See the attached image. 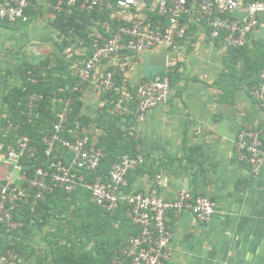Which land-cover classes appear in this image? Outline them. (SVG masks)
<instances>
[{"label":"crops","instance_id":"1","mask_svg":"<svg viewBox=\"0 0 264 264\" xmlns=\"http://www.w3.org/2000/svg\"><path fill=\"white\" fill-rule=\"evenodd\" d=\"M54 1L35 0L27 21L13 26L0 22V111L4 113L11 112L4 97L21 85L24 66L62 61L64 71L73 76L93 48L90 43L99 40V23L93 24L90 40L82 35L77 41L66 37L51 10ZM238 1L241 7L233 17L242 20L246 6L255 0ZM259 20L248 48L239 52L212 43L205 24L191 15L185 19L188 37L177 50L158 47L126 55L121 68L103 64L77 97L83 134L105 150L107 164L137 149L144 155L145 165L129 175L127 193H148L157 187L172 200L187 190L215 202L217 212L207 224L198 223L188 211L169 215L170 264H264V167L253 176L235 152L241 130L264 128L263 112L251 95L256 78L244 71L245 63L255 67L251 51L264 49V14ZM106 69L116 71L112 92L100 84ZM166 72L172 82L167 102L134 127L136 139H132L128 133L137 87ZM10 170L12 166L0 158V186ZM63 203L61 196H53L44 211L46 220L33 219L20 233L9 236L0 229V253L16 248L25 264H38L49 255L48 239L66 222L67 213L54 210Z\"/></svg>","mask_w":264,"mask_h":264},{"label":"built area","instance_id":"2","mask_svg":"<svg viewBox=\"0 0 264 264\" xmlns=\"http://www.w3.org/2000/svg\"><path fill=\"white\" fill-rule=\"evenodd\" d=\"M34 2L0 0V22L13 26L18 21H27ZM240 7L238 0H56L51 7L55 15L71 14L75 10L87 16L108 15L119 26L112 29L107 22L102 23L108 28L94 41L91 55L78 66L77 83L68 93L61 89L63 97L51 100L55 120L50 134L41 132L40 144L22 132L24 124H35L42 119V104L46 102L43 94L28 93L18 104L19 122L13 120L11 112L0 111V158L12 166L0 186V229L9 236L22 232L26 227L23 215L27 212L36 218L39 206L49 195L56 191L71 195L84 187L90 190L91 204L106 212L125 206L127 217L137 230L125 241L120 256L112 264H170L173 231L169 215L176 217L188 211L198 223L207 224L217 212L215 202L187 190L178 192L172 200L166 199L157 187L148 193H127L129 175L145 165L140 149L133 156L119 157L106 177L97 176L89 183L88 177L98 173L106 155L83 134L81 121L73 118L77 97L103 64L114 63L116 68H121L126 55H138L158 47L177 50L188 37L185 19L191 15L196 22L205 24L212 43L220 42L228 49L245 47L260 25L264 0L249 3L242 20L233 17ZM115 79L116 71L106 69L100 80L102 89L115 90ZM29 80L37 83L35 79ZM171 83L166 72L139 84L131 137L136 139L133 129L150 111L167 102ZM251 95L264 115V72ZM261 128L241 130L235 142L239 160L249 166L253 176L264 167V128ZM0 264H25V261L16 248H7L0 253Z\"/></svg>","mask_w":264,"mask_h":264},{"label":"trees","instance_id":"3","mask_svg":"<svg viewBox=\"0 0 264 264\" xmlns=\"http://www.w3.org/2000/svg\"><path fill=\"white\" fill-rule=\"evenodd\" d=\"M56 1V0H55ZM54 1V2H55ZM58 18V27L61 30L62 33L69 39L73 41H77V35H82V39H88L90 40V34L93 32L92 27L93 24L99 23V27H96L100 30L101 33H105L106 28L108 26H104L102 23H109L112 27V29H116L119 26V22L117 21H112L109 19L108 15L104 16H99L98 14H93L91 16H87L85 14L80 13L78 10L73 11L71 14L67 13H61L57 14ZM153 19H157L156 16ZM106 24V23H105ZM108 24V25H109ZM93 34V33H92ZM102 43V42H101ZM100 43V44H101ZM91 47L93 48L88 52L86 55V59L91 55V53L94 50V42L90 43ZM248 48V45H246L243 48L240 49H231L232 51H243ZM251 63H245V73L250 74L251 76H255L256 80H254L251 84L250 88L255 87L260 83V77L261 74L264 72V69L255 68L253 69L250 68ZM65 65L64 63L58 62L55 63L54 65H50L49 61L37 66H24L23 69H21L20 73V78H21V85L19 87H16L12 89L10 92H8L5 97L4 101L8 104L11 110V114L13 117V120L16 122L21 121L19 118V107L18 104L22 101H24L26 95L28 93H41L45 96L46 102L42 104V119L35 124H24V131L22 132L23 134H28L33 138V140L37 143L40 144L41 138L43 134L41 133L43 131L44 134H50L52 131V123L55 120V117L50 109V103L51 100L54 99V97H63L64 93L60 94V90L64 89L67 93L71 87H73L77 83V77L75 75L71 76L65 72ZM255 68V69H254ZM35 79L37 80V83H32L29 79ZM78 110L79 108L77 107V103L75 106V111H74V116L73 118H78ZM133 117H131L130 122L132 121ZM80 120V119H79ZM81 121V120H80ZM23 123V121H22ZM82 123V122H81ZM132 126V123H131ZM128 136L131 137L128 133ZM134 139V137H131ZM102 149V148H101ZM105 152V150L103 149ZM136 151H134V154H130V156L135 155ZM106 155V152H105ZM126 154H121L117 156L116 159L113 161H110L109 164H107V155L105 156V159L102 162V165L100 169L98 170L97 174L91 175L88 177V182L93 183L95 178L97 176H103L106 177L109 173V171L112 168V165L115 163V161L119 158L122 157ZM82 192H87V198L84 202H86L89 206L91 207H96L90 202V190L84 187H79L77 190H75L71 195L66 194L64 191H56L55 193L49 195L47 197V200L43 203L38 208V215L36 218H32L29 213H25L24 220L26 222V225L29 221L31 220H36L38 222L45 221L46 220V214H45V209L49 205L50 199L55 196H61L63 200V204L61 206L56 205V208L54 210L57 212L58 209H62V206L68 205L69 207L71 206H76L79 204L81 201L79 199V195ZM97 208V207H96ZM126 207L121 206L119 209H117L114 212H106L105 210L99 208L97 211L100 213L103 217H116L119 214H123L124 218L126 220V223L128 225V233L123 236L122 241L120 242L119 246L113 251H108V254L105 258H101L100 260H97L95 258H90L88 257L87 261H82V264H112L113 261L120 256V250L124 247L125 241L131 236L137 233V230L134 228L132 225L131 221L128 219L127 214H126ZM61 212V211H60ZM26 228V227H25ZM53 264H63L59 261H53Z\"/></svg>","mask_w":264,"mask_h":264},{"label":"rangeland","instance_id":"4","mask_svg":"<svg viewBox=\"0 0 264 264\" xmlns=\"http://www.w3.org/2000/svg\"><path fill=\"white\" fill-rule=\"evenodd\" d=\"M251 53L252 60L256 59L255 68L264 69V49L262 48L259 53L252 50ZM253 64L250 66L251 69L254 67ZM87 195V192H82L78 196L81 201L76 206H62L61 211L68 216L66 222L57 234L48 239L51 242L47 250L49 255L41 257L38 264H53V261L82 264L88 257L97 260L105 258L108 251L112 249L114 251L119 246L129 230L124 215L103 217L84 202ZM50 256L52 261L48 260Z\"/></svg>","mask_w":264,"mask_h":264}]
</instances>
